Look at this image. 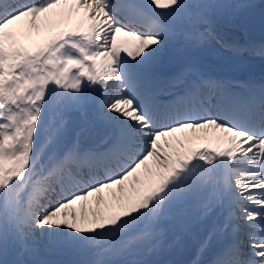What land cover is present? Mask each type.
<instances>
[{
	"label": "snow or ice",
	"instance_id": "6c2138e0",
	"mask_svg": "<svg viewBox=\"0 0 264 264\" xmlns=\"http://www.w3.org/2000/svg\"><path fill=\"white\" fill-rule=\"evenodd\" d=\"M69 2L0 0V264H176L186 237L188 264H264V82L204 56L264 57L225 31L253 5L72 0V26L16 39Z\"/></svg>",
	"mask_w": 264,
	"mask_h": 264
},
{
	"label": "rangeland",
	"instance_id": "374dc122",
	"mask_svg": "<svg viewBox=\"0 0 264 264\" xmlns=\"http://www.w3.org/2000/svg\"><path fill=\"white\" fill-rule=\"evenodd\" d=\"M220 2L225 3H248L253 5L250 8H244L239 10H228L224 15L225 26H231L238 31H244L245 36L251 40L259 41L258 39H253L248 32L247 23L249 18L254 16H264V0H220ZM83 9L79 12L76 11L75 7L73 6L72 0H70L67 6H60L56 9L50 10L49 13H42L40 18L37 20V26L33 28L32 26L21 22L20 27L23 29V32L18 34L16 39L20 40L21 42L29 45L34 46L36 43L41 42L43 39L54 35L56 32L72 26L75 22H77L82 17ZM47 17V19H45ZM257 32L264 33L262 30H258ZM264 42V40H260L259 43ZM233 58L229 57L227 59V66L224 67L223 72H227L230 69V66L233 64ZM235 67H240L246 63L249 64V70L256 69H264V57L260 56H250L248 58H244L242 55H237L235 58ZM264 73V71L262 70ZM264 79V74L261 75ZM210 133V132H209ZM209 133H206L207 135ZM210 135H212L210 133ZM104 200L106 203H101L99 206V210L103 211L105 214L110 211L107 205L111 204L114 205L119 196L120 192L117 190L115 191V195H113V191L111 190H104L103 193ZM76 211L79 214L80 208L79 206H75ZM94 204H87L84 211L89 216L91 212L94 210ZM185 264H188L185 263Z\"/></svg>",
	"mask_w": 264,
	"mask_h": 264
},
{
	"label": "bare ground",
	"instance_id": "6f19581e",
	"mask_svg": "<svg viewBox=\"0 0 264 264\" xmlns=\"http://www.w3.org/2000/svg\"><path fill=\"white\" fill-rule=\"evenodd\" d=\"M225 31L227 32L228 36L234 38L241 44H247L248 42H254L259 44V41L251 40L245 36L244 31H238L231 26H225ZM204 56L207 62L215 67L222 68L227 66V59L229 57L233 58V64L230 66V69L227 72H223L225 78L233 79L237 81L247 82L253 81L255 83L264 82V79L261 77L263 73L262 70L264 69H256L249 70V64L246 63L240 67H235V60L234 58L237 55H233V53L227 49L222 48L219 44L213 43L208 47L205 51ZM244 58L250 57L248 54H242ZM252 72L256 73L255 78L252 77ZM194 138L195 144L207 143L211 139L210 133L207 135L203 130H198L196 133L189 132ZM193 251H194V238L193 237H186L179 246L172 247L161 253L159 255V259L165 261H173L176 264H185L189 262L193 258ZM157 258V257H152Z\"/></svg>",
	"mask_w": 264,
	"mask_h": 264
},
{
	"label": "water",
	"instance_id": "95a60500",
	"mask_svg": "<svg viewBox=\"0 0 264 264\" xmlns=\"http://www.w3.org/2000/svg\"><path fill=\"white\" fill-rule=\"evenodd\" d=\"M257 29L264 32V17H252L248 23V30L251 37L264 39V33H258Z\"/></svg>",
	"mask_w": 264,
	"mask_h": 264
}]
</instances>
